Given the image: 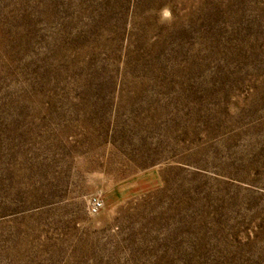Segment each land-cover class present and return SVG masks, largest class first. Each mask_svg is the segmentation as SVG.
Here are the masks:
<instances>
[{"label": "rangeland", "instance_id": "obj_1", "mask_svg": "<svg viewBox=\"0 0 264 264\" xmlns=\"http://www.w3.org/2000/svg\"><path fill=\"white\" fill-rule=\"evenodd\" d=\"M0 264H264V0H0Z\"/></svg>", "mask_w": 264, "mask_h": 264}, {"label": "built area", "instance_id": "obj_2", "mask_svg": "<svg viewBox=\"0 0 264 264\" xmlns=\"http://www.w3.org/2000/svg\"><path fill=\"white\" fill-rule=\"evenodd\" d=\"M91 213L96 214L101 209V202L98 199H94L91 202Z\"/></svg>", "mask_w": 264, "mask_h": 264}]
</instances>
